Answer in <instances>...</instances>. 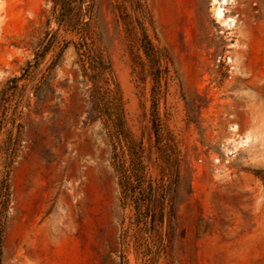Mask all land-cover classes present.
Wrapping results in <instances>:
<instances>
[{
  "label": "rangeland",
  "instance_id": "374dc122",
  "mask_svg": "<svg viewBox=\"0 0 264 264\" xmlns=\"http://www.w3.org/2000/svg\"><path fill=\"white\" fill-rule=\"evenodd\" d=\"M216 1L0 0V264H264V0Z\"/></svg>",
  "mask_w": 264,
  "mask_h": 264
},
{
  "label": "trees",
  "instance_id": "16d2710c",
  "mask_svg": "<svg viewBox=\"0 0 264 264\" xmlns=\"http://www.w3.org/2000/svg\"><path fill=\"white\" fill-rule=\"evenodd\" d=\"M87 31V30H85ZM82 45V46H81ZM81 48H84V52H87L88 56V68L90 69L89 72V80L91 81L93 88L95 89L98 82V77L100 75L104 76V83L107 86V89L111 92L110 96V108L112 113H109V117L112 122V126L115 129L116 134L119 136L124 133V117H123V106H122V98H121V90L119 83L117 82L114 74L113 69L111 66V62L109 59V56L106 54H103V50L97 46L94 47L93 42H84L83 44H78L76 46V49L79 50ZM112 84L113 87L110 88L109 85ZM113 115V116H111ZM141 165V172L143 170V166L141 162H135L132 157V165L137 166ZM134 171V169H133ZM131 174L124 173L123 178L126 180L128 184H131L130 178L134 175H136V172H133ZM138 172V171H137ZM140 172V173H141ZM157 186H152L151 184L148 185V187H144L141 189L142 198H139V203H145L146 208L144 211L143 217H150L152 220L156 217V208H160L163 205L162 200H159L156 198L154 191ZM131 188H128L127 190L130 191ZM160 220H162V211H160Z\"/></svg>",
  "mask_w": 264,
  "mask_h": 264
},
{
  "label": "bare ground",
  "instance_id": "6f19581e",
  "mask_svg": "<svg viewBox=\"0 0 264 264\" xmlns=\"http://www.w3.org/2000/svg\"><path fill=\"white\" fill-rule=\"evenodd\" d=\"M226 2V0H218L216 1L217 3V8H216V17L221 19L223 22H228L230 24V18L229 19H225L223 17V9H222V4H224Z\"/></svg>",
  "mask_w": 264,
  "mask_h": 264
}]
</instances>
